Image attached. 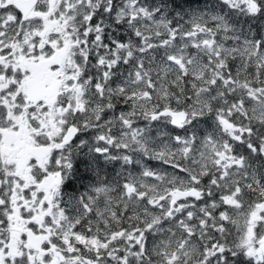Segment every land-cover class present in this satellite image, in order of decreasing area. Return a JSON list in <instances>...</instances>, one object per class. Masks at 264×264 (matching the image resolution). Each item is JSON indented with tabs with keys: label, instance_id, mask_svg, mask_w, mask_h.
<instances>
[{
	"label": "snow or ice",
	"instance_id": "6c2138e0",
	"mask_svg": "<svg viewBox=\"0 0 264 264\" xmlns=\"http://www.w3.org/2000/svg\"><path fill=\"white\" fill-rule=\"evenodd\" d=\"M0 264H264V0H0Z\"/></svg>",
	"mask_w": 264,
	"mask_h": 264
}]
</instances>
